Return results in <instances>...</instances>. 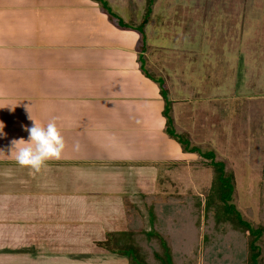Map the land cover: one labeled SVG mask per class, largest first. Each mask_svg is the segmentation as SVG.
<instances>
[{"label":"rangeland","instance_id":"rangeland-1","mask_svg":"<svg viewBox=\"0 0 264 264\" xmlns=\"http://www.w3.org/2000/svg\"><path fill=\"white\" fill-rule=\"evenodd\" d=\"M86 1L60 0L65 5L74 2L91 8L83 10L80 24L67 19L74 26L71 33L83 29L81 34L85 36H110L108 31L112 28L106 14L98 3L89 6ZM103 2L128 24L127 29H117L126 35L122 39L124 48L130 44L135 54L130 57L125 49L121 58L115 60L112 59L115 55L106 54L108 60L114 61V68L108 69L105 76L113 78L109 79L111 89L101 94L113 100L97 104V114L92 118L86 115L81 125L107 126L113 137L107 143L105 129L95 136L100 139L92 146L87 145L93 136L91 129L66 130L64 126L60 129L66 144L62 158L47 162L42 170L45 180L39 177V183L34 180V184L24 188L33 209L19 210L23 217L17 223H24L32 238L26 244L32 245L19 249L20 255H24L19 262L27 255L26 264H106L111 258L115 259L114 264H130L111 250L115 247L104 243L107 237L109 241L112 235L126 232L123 199L135 200L145 193L162 199L168 194L203 197L212 180L209 164L217 161L223 164L224 174L235 186L233 201L243 218L253 227L263 222L260 217L264 212V0ZM64 21L54 22L46 33H65L68 23ZM67 73L62 68L60 74L52 70L49 76L59 81L67 78L61 81L64 85L70 75ZM146 84H152L154 91L145 89ZM123 98L127 102L121 106ZM117 99L121 109L127 111L129 105L127 118L118 115L115 109L120 107L111 110ZM58 110L60 114L68 113L64 107ZM46 111L45 118L42 110L33 112V119L46 126V116L54 117L52 111ZM152 123L153 128H149ZM150 135H160L163 143L147 150L152 155H143V148L146 151L151 146L142 148ZM168 135L177 137L180 144ZM71 136L79 137V142L87 145L84 153L92 161L89 158L88 162L71 168L73 164H68L73 158ZM164 140H171L172 144ZM112 142L115 144L110 147ZM131 144L141 150L131 149ZM183 147L190 152H183ZM208 153H213V157L206 158ZM26 170L33 179L41 174ZM22 188L19 186L20 193ZM20 193L17 194L23 196ZM201 219L199 229L206 234L213 224ZM176 229L174 225L166 234L173 238ZM230 232L227 236L217 235L208 249L198 246L190 262L177 256L178 264H220L218 250L231 247L229 244L234 245L236 259L245 260V250L236 246L243 242H236L235 231ZM126 234L120 233V237L124 239ZM261 246L264 256V237ZM147 260L152 262L151 257L147 256Z\"/></svg>","mask_w":264,"mask_h":264},{"label":"crops","instance_id":"crops-1","mask_svg":"<svg viewBox=\"0 0 264 264\" xmlns=\"http://www.w3.org/2000/svg\"><path fill=\"white\" fill-rule=\"evenodd\" d=\"M86 3L89 6H95L94 2L86 1ZM72 4L65 5L60 0H0V122H3L5 126L4 135H0V150H2L0 151V264H26L28 262L27 255L19 262V259L24 256L20 255L19 249H27L32 245L26 244L27 240H32V238L23 227L24 223H19L21 225L17 223V220L23 217L20 216L23 213L20 214L19 210L27 212L24 210L33 209L28 203L25 186L34 184V180L39 183V177L45 180V170L42 171V169L41 174L33 179L34 176H30L27 168L20 167L16 163L14 154L10 155L12 140L28 139L29 134L24 131L25 126L31 127L26 124L31 121L28 119L27 107H29L32 118L35 111L40 113L42 110L43 118H45L46 110L52 111L54 117L47 115V122L54 120L59 130L63 126L66 130L72 127L81 130L91 129L93 136L87 145L97 144L100 138L95 136L99 132L102 134L105 129L107 130L104 132L106 141L113 137L112 129L107 126L86 127L81 123L86 115H91L92 118V115L97 114V104L108 99L113 100L112 97L101 93H106L108 89H111L112 82L109 79L113 77L109 76L108 79L105 74L108 69L114 68L113 60L121 58V53L126 49L122 41L126 35L121 34L112 24L110 26L112 29L108 31L110 36H85L81 34L83 29L76 30L75 34L71 33L74 26H70L67 19L72 18L71 22L80 24L82 20L79 17L83 10L86 9L87 12L91 9L83 8L74 2ZM61 19H65L64 22L68 23L66 32L63 34L59 32L57 35L47 34L46 30ZM77 27H79L78 24ZM126 50H128V56L133 57V52L135 54L133 46L130 47L129 44ZM116 51L117 53L113 54ZM108 53L115 55L112 57L113 60H108L106 57ZM119 54L120 57H118ZM62 68L70 74L64 85L62 82L67 78L59 81L58 78L49 76L52 70L60 74ZM146 86L145 89L149 88L148 91H154L152 84H146ZM145 95L147 96V93ZM122 100L121 106L127 102L124 98ZM117 101H113L111 110L120 107L115 109L118 115L121 118H127L130 114L129 105L127 104L128 110L126 111L118 106L120 102L118 99ZM59 107L68 110L67 115L60 114ZM159 117L162 119L160 112ZM102 121L104 120L99 122ZM153 124L149 125V128H153ZM158 127L161 131V126ZM147 138L150 139H147L148 141L143 144L142 148L151 146L147 147L146 151L143 148V155H152L147 150L152 151L154 147H157V143H163V141H160V135L157 137L150 135ZM79 139V137L71 136L69 142L70 151L73 153L72 162H68V164H73L71 168H74L75 164H81L80 162H88L90 158L87 153H84L87 145L80 143ZM164 141H170L169 143L172 144L171 140ZM77 142L80 145L79 150L75 148ZM113 144L115 143L112 142L109 146L112 147ZM129 147L141 150L136 144L134 146L131 144ZM92 160L90 158L89 161ZM19 186L23 187L22 193L19 191ZM92 241L94 240H89V243ZM92 246L94 250L95 246ZM114 260L111 258L105 263L114 264Z\"/></svg>","mask_w":264,"mask_h":264},{"label":"trees","instance_id":"trees-1","mask_svg":"<svg viewBox=\"0 0 264 264\" xmlns=\"http://www.w3.org/2000/svg\"><path fill=\"white\" fill-rule=\"evenodd\" d=\"M91 1L99 4L101 10L106 14L107 20L114 27L119 30L128 28V24L115 16L103 0ZM132 10L130 20L133 21ZM145 23L146 21H143V24ZM166 123L168 126V122ZM168 136L178 143L177 137ZM181 149L183 152H190L185 147ZM213 155V153H208L206 158H212ZM209 166L212 170V180L203 197L199 195L193 198L188 195L168 194L164 197L165 199H162L154 194L139 192L142 195L137 196L138 198L135 200L124 198L122 206L126 232L120 233L121 235L127 233L125 240L120 237V233H116L109 241L107 237L104 243L115 247L111 250L125 257L130 264H178L177 256H182L187 262H190L193 260L198 246L201 245L208 249L209 243L217 235L227 236L230 231H235L236 242H243L236 246L240 250H245V260H237L234 245L229 244L231 247L225 246L218 250L220 264L232 261L233 264H264V256L261 251L262 238L264 237V212L260 217L263 221L262 224L253 227L251 222L243 218L234 204L235 186L231 184L229 176L224 174L223 164L217 161L210 163ZM262 209L264 210V206ZM204 213L207 214L206 217L201 216ZM201 217L203 221L206 220V223L213 224L206 234L199 229V226L203 224ZM174 225L177 226L175 233L177 237L170 238V235L166 233L172 230ZM117 234L119 235L117 236ZM147 256L151 257L152 262H148Z\"/></svg>","mask_w":264,"mask_h":264},{"label":"clouds","instance_id":"clouds-1","mask_svg":"<svg viewBox=\"0 0 264 264\" xmlns=\"http://www.w3.org/2000/svg\"><path fill=\"white\" fill-rule=\"evenodd\" d=\"M27 112L28 119L33 122L31 127H24V131L29 134L28 139L20 138L12 140L10 155L14 154V159L20 167L29 168L35 174L40 173L46 167L47 162L60 160L66 144L54 120L49 121L44 126L38 124L32 118L29 107H27ZM4 127L3 122H0V135H4ZM75 148L79 150L80 145L78 142Z\"/></svg>","mask_w":264,"mask_h":264}]
</instances>
